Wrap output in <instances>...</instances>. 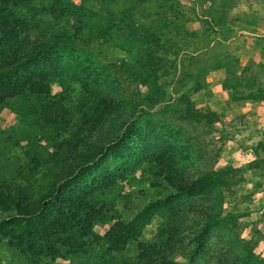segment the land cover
<instances>
[{"label": "trees", "instance_id": "trees-1", "mask_svg": "<svg viewBox=\"0 0 264 264\" xmlns=\"http://www.w3.org/2000/svg\"><path fill=\"white\" fill-rule=\"evenodd\" d=\"M43 1L0 0V109H13L23 120L44 128L40 129L43 133L76 126L68 140H53L44 155L38 139L26 133L22 162L11 161L7 155L0 160V240L6 241L8 250L30 264H54L58 258L74 256H83L91 264H179V257H187L188 264L195 259H202L203 264L209 260L212 264H264L253 252L257 240L251 236L241 238L235 233L233 239L224 241L223 252L209 255L207 250L212 226L236 219L237 215L225 209L227 198L239 183L253 175L264 176V131L248 146L253 160L191 177L182 171L179 155L171 147L161 146L136 157L128 139L134 133L137 109L104 93L97 77L87 81L90 74L81 76L79 64L62 60L64 45L74 40L105 41L119 32L143 44L141 60L117 67L142 85H149V77L154 82L159 75L176 73L179 66L181 71L180 61L185 59L188 63L181 78L190 82L189 92L206 88V73L220 69L224 73L221 84L230 100L260 101L264 100L263 66L249 58L240 65L235 49L224 51V38L236 23L263 27L261 18L251 15L245 19L239 12L230 17L213 14L210 6L197 12L179 0H48L50 15L43 12ZM216 6L222 8L219 2ZM77 10L95 15L94 20L75 31L53 25L67 15L68 22H75ZM69 72L87 94L74 113L63 96L51 89L54 80H62ZM157 96L146 94L144 99L153 103ZM181 99L185 103L178 118L199 121L202 115L188 96L182 94ZM12 146L4 142L5 153ZM110 156L127 162L112 171L103 164ZM140 165L151 174L150 186L169 192L148 200L132 218L116 221L118 228L109 227L101 242L86 216L113 218L121 180ZM245 171L250 177L243 175ZM39 172L44 173L46 183L31 191L28 176ZM91 173L93 178L80 184ZM259 184L254 183V188ZM182 194L197 199L181 202L177 196ZM153 219L157 224L153 237L141 239L142 229ZM54 221L60 223L59 234L51 232ZM227 228H233L232 224ZM129 243L135 246L132 257L102 258L104 251L120 253Z\"/></svg>", "mask_w": 264, "mask_h": 264}, {"label": "rangeland", "instance_id": "rangeland-1", "mask_svg": "<svg viewBox=\"0 0 264 264\" xmlns=\"http://www.w3.org/2000/svg\"><path fill=\"white\" fill-rule=\"evenodd\" d=\"M76 1V0H75ZM187 6H192L195 11L209 7V12L215 14H225L230 17L239 12L248 19L251 15L261 18L263 27L251 24L236 23L224 38V51L235 49L239 53L240 65L245 64L247 59L262 65L264 68V0H179ZM45 14H52L48 0L43 1ZM216 2L221 3L222 8L216 6ZM79 15L76 21H71L70 16H64V20L53 24L55 27H62L65 30L75 31L80 27H87L95 15L87 11L77 10ZM195 25V24H193ZM33 36L34 33L29 34ZM143 44L133 38H126L121 33L115 32L105 41L74 43L64 45L62 50V60L72 65L79 64V74L84 76L89 73L87 81L98 78V88L108 95L115 96L118 100H123L127 106L137 109L134 116V133L130 135L128 144L136 157H141L145 152L156 151L159 147H171L179 155V165L182 171L191 176L198 177L201 173L216 169L223 165L241 167L246 163V159L253 157L248 146L257 138L261 128H256V124L262 125V120L256 121L254 112L250 110L248 102L243 100H230V94L225 89L221 81L224 73L220 69L211 70L206 73V88L198 92H189L190 82L187 77H182L185 71L187 60L181 62L176 73L168 72L156 77L154 82L149 77V85H142L137 81L128 78L124 73L117 70L120 63L134 64L136 59L141 60L140 55ZM137 67V65H136ZM69 74H65L62 80H54L51 84L53 93L63 96L70 113H74L87 97L83 84L73 80ZM80 76V77H81ZM262 78V76H260ZM156 93L159 99L149 103L144 97L146 94ZM186 94L193 106L201 113L199 121L182 120L177 116V112L184 107V100L181 95ZM247 103V104H246ZM144 108L143 111H138ZM245 109V110H244ZM249 109V110H246ZM246 111V112H243ZM74 115V114H73ZM18 115L13 109L4 107L0 109V160L10 157L22 162V146L26 144V133L36 141L38 147L42 148L43 155L49 152L53 140H68L75 130L76 124H71L65 131L55 133H43L41 130ZM262 127V126H261ZM10 141L13 146L5 153L4 142ZM11 146V145H10ZM7 159V158H6ZM127 160L125 161V163ZM124 162L116 157H107L103 164L108 169L115 171ZM124 163V164H125ZM123 164V165H124ZM142 169V170H141ZM27 174V173H25ZM93 173L87 176L80 184L88 183L93 178ZM243 175H247L244 172ZM150 172L140 165L133 171L125 174L121 180V196L115 201L113 218L109 220H97L91 214L86 216V220L92 225V230L101 238L109 227H117L116 221H126L132 218L148 200L158 196H163L169 189L152 187L149 184ZM31 183V191L44 185L45 175L39 172L34 176H28ZM261 177L251 176L249 182L238 184L235 193L230 195L225 205V209L231 211L236 219L224 222L223 226L213 225L209 241L207 244L208 254L216 255L220 250L223 252L228 238L233 239L235 233L241 238L251 236L257 242L253 252L264 259V209L259 208L260 202L256 200V191L253 184L259 182ZM195 195H178L177 200L181 202L194 201ZM261 210V212H260ZM2 216L0 215V219ZM232 224L233 228H227ZM156 220L153 219L147 224L140 235L141 239H151L156 228ZM227 226V227H226ZM118 228V227H117ZM60 223L54 221L51 226L53 234H59ZM225 244V245H224ZM222 248V249H221ZM135 253L134 243L129 245L120 253L103 252L104 260H121L130 258ZM202 259H195L193 264H203ZM179 264H188L187 257H179ZM0 264H30L29 260L11 252L6 247V241L0 240ZM54 264H91L83 256H74L71 259H56ZM208 264H212L209 260Z\"/></svg>", "mask_w": 264, "mask_h": 264}, {"label": "crops", "instance_id": "crops-1", "mask_svg": "<svg viewBox=\"0 0 264 264\" xmlns=\"http://www.w3.org/2000/svg\"><path fill=\"white\" fill-rule=\"evenodd\" d=\"M248 104H249L248 108H250V110H252L254 112V116L256 117V121L259 122V120H262V125L260 123L256 124V128H261V130L259 131V133H260L261 131H264V100L255 101V102H248ZM246 110H249V109H246ZM243 112H246V111H243ZM246 149H249V148H246ZM253 155H254V153H253ZM254 158H255V155L253 157L246 159V163L253 160ZM246 163H244V165ZM245 172L247 173V175H244V176L246 178L250 177L249 172L248 171H245ZM247 182H249V181H247ZM259 183H260L259 186L254 188L256 191V200H258V202H260V205H258V207L259 208L261 207L262 209H264V176L261 177ZM260 212H261V210H260Z\"/></svg>", "mask_w": 264, "mask_h": 264}]
</instances>
